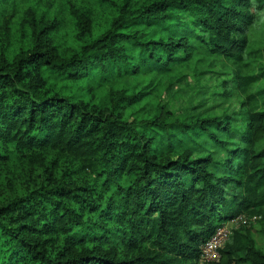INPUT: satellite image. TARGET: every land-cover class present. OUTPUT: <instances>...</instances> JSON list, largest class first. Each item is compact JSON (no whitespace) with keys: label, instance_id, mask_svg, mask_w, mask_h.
I'll use <instances>...</instances> for the list:
<instances>
[{"label":"trees","instance_id":"trees-1","mask_svg":"<svg viewBox=\"0 0 264 264\" xmlns=\"http://www.w3.org/2000/svg\"><path fill=\"white\" fill-rule=\"evenodd\" d=\"M21 1L0 0V18ZM100 2L110 22L70 54L34 23L0 57V264H200L244 213L264 231V0ZM217 58L235 67L244 130L148 104L156 78ZM248 229L205 264H264Z\"/></svg>","mask_w":264,"mask_h":264},{"label":"rangeland","instance_id":"rangeland-1","mask_svg":"<svg viewBox=\"0 0 264 264\" xmlns=\"http://www.w3.org/2000/svg\"><path fill=\"white\" fill-rule=\"evenodd\" d=\"M118 2L119 0H114ZM114 15V5L100 0H22L0 18V57L9 60L32 44L33 24L38 27L58 26L52 40L61 55L79 49L91 37H96L107 27ZM89 18L92 34H85L78 25V18ZM260 23H264L260 22ZM262 26V24L260 25ZM255 47L264 49V29L254 31ZM235 67L217 58L213 64H191L181 72L156 78L158 84L148 104L161 101L180 120L197 117L235 116L237 127L244 130L246 114L242 107L244 97L232 86ZM151 79L137 82V89L144 88ZM226 83H228L226 85ZM131 86H134L133 84ZM264 211V209H263ZM255 211L244 213L242 219L228 222L224 227L229 236L235 230L248 229L259 243H263L264 231L255 219ZM260 218V217H259ZM256 220V221H255Z\"/></svg>","mask_w":264,"mask_h":264},{"label":"built area","instance_id":"built-area-1","mask_svg":"<svg viewBox=\"0 0 264 264\" xmlns=\"http://www.w3.org/2000/svg\"><path fill=\"white\" fill-rule=\"evenodd\" d=\"M239 218L242 219L241 216ZM239 218L236 221L240 220ZM229 237L224 227L219 228L214 236L203 246L204 255L200 264H205L207 261L219 260V250L225 245Z\"/></svg>","mask_w":264,"mask_h":264}]
</instances>
